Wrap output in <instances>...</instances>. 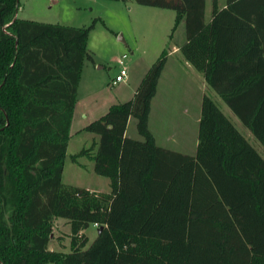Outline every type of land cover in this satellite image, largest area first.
<instances>
[{"label": "trees", "instance_id": "obj_1", "mask_svg": "<svg viewBox=\"0 0 264 264\" xmlns=\"http://www.w3.org/2000/svg\"><path fill=\"white\" fill-rule=\"evenodd\" d=\"M174 10L182 57L264 147V0H134ZM0 0V264H264V157L203 94L193 154L155 143L147 125L167 55L162 47L132 95L79 130L107 191L61 181L69 125L93 17L86 25L15 15ZM129 116L141 138L125 133ZM96 145L94 151L92 147ZM68 220L66 251L49 248ZM97 224L86 244L83 232Z\"/></svg>", "mask_w": 264, "mask_h": 264}, {"label": "rangeland", "instance_id": "obj_2", "mask_svg": "<svg viewBox=\"0 0 264 264\" xmlns=\"http://www.w3.org/2000/svg\"><path fill=\"white\" fill-rule=\"evenodd\" d=\"M217 2L221 4L223 0ZM17 4L18 17L47 22L86 25L91 18L98 17L89 29L86 40V48L92 60L87 58L83 60L78 83L80 96L89 99L90 102H93L92 97L101 100L99 108L103 109L93 118L103 113L111 103L128 99L132 95L130 91L135 89L160 49L166 46V43L170 44L169 41L183 38L181 32L174 31L176 27L170 37L168 36L173 23V9L139 4L134 0H17ZM209 14L210 0H205L204 18H208ZM179 23L176 26L180 30L182 24ZM122 53H125L124 57H121ZM120 67L126 69V80L111 83L113 75ZM210 92L208 94L217 106L222 110H228L221 98L213 90ZM132 121L126 125L129 134L132 130L137 133L134 119ZM236 125L241 134H245L250 144L264 157L262 151L258 149L261 148L260 144L249 131L240 123ZM78 128L76 120L71 125V133L67 140L61 181L89 190L107 191L109 180L106 176L93 171L91 158L86 154H78L74 160L70 159V154L90 145L93 140L90 135L97 139V134ZM76 129L78 131H75ZM95 147L96 145L92 147L91 152ZM96 227L97 225L89 223L83 228L87 236L86 244L95 236ZM69 236L68 220L61 216L54 217L48 241L49 248L68 250Z\"/></svg>", "mask_w": 264, "mask_h": 264}, {"label": "crops", "instance_id": "obj_3", "mask_svg": "<svg viewBox=\"0 0 264 264\" xmlns=\"http://www.w3.org/2000/svg\"><path fill=\"white\" fill-rule=\"evenodd\" d=\"M16 13L17 12H15V15H17ZM180 24H182L180 30L178 26H176L174 31L177 30L181 32L180 34L183 35V38L169 41L170 44L166 43L167 55L157 78L155 92L150 99L149 111L147 114V125L153 135L155 143L158 145L183 153L193 154L197 142V125L200 114L201 97L203 94H207L209 96L208 93H211L210 91L213 90V88L205 82L202 72L197 70L191 63L185 60L179 52L177 45L184 39L185 36L183 22L181 21L179 25ZM70 25L79 26L82 24ZM163 47H165V45ZM126 78L127 74L125 79L121 81H125ZM132 91H134V89H132L130 93H133ZM214 93L216 92L214 91ZM91 100H93V102H90L89 99L87 100L79 95L77 84L76 98L69 125V135L71 133V125L73 122L77 120V125H79L78 129H80L86 122L93 119L96 113H99V111L103 109L99 108L101 100L98 97H92ZM225 106L228 110H221L224 114H226L231 122L234 123V125L237 123L242 124L239 118L231 111L226 103ZM132 119H134V117L129 116L127 123L131 122ZM126 127L125 133L127 135L133 138H141L137 131V133H135V131L132 130L129 134ZM244 127L259 143L250 130L246 126ZM78 129L75 131H78ZM90 136L95 139L94 135ZM243 136L246 138L245 134ZM260 146L262 149L257 148L264 154V147L261 144Z\"/></svg>", "mask_w": 264, "mask_h": 264}, {"label": "built area", "instance_id": "obj_4", "mask_svg": "<svg viewBox=\"0 0 264 264\" xmlns=\"http://www.w3.org/2000/svg\"><path fill=\"white\" fill-rule=\"evenodd\" d=\"M125 53L121 54V57H124ZM121 61V60H119ZM126 77V69L125 67H120L118 69V71L113 75L112 79H111V83H115L117 81H121L124 80ZM93 224L97 225L95 222H93Z\"/></svg>", "mask_w": 264, "mask_h": 264}]
</instances>
